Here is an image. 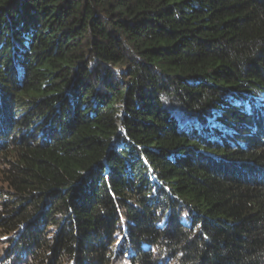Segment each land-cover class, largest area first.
<instances>
[{"label":"trees","instance_id":"trees-1","mask_svg":"<svg viewBox=\"0 0 264 264\" xmlns=\"http://www.w3.org/2000/svg\"><path fill=\"white\" fill-rule=\"evenodd\" d=\"M0 264H264V0H0Z\"/></svg>","mask_w":264,"mask_h":264}]
</instances>
